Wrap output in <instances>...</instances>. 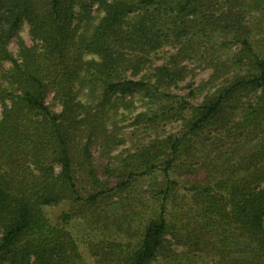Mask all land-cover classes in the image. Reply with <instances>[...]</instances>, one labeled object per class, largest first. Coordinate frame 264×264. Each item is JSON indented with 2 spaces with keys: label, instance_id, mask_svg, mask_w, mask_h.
<instances>
[{
  "label": "trees",
  "instance_id": "16d2710c",
  "mask_svg": "<svg viewBox=\"0 0 264 264\" xmlns=\"http://www.w3.org/2000/svg\"><path fill=\"white\" fill-rule=\"evenodd\" d=\"M0 104V264H264V0H0Z\"/></svg>",
  "mask_w": 264,
  "mask_h": 264
},
{
  "label": "rangeland",
  "instance_id": "374dc122",
  "mask_svg": "<svg viewBox=\"0 0 264 264\" xmlns=\"http://www.w3.org/2000/svg\"><path fill=\"white\" fill-rule=\"evenodd\" d=\"M22 34H23L26 42L28 44H32V40H31V38L28 35V27H27V25L25 26V29L22 32ZM11 48H12V50L16 51V49H17V43L15 41H12ZM196 73H197V75L193 79V82H194L195 85H197L198 82L201 79L208 78V76L210 74V70H208V69H202V68H197ZM189 79H187L186 82H183L181 84V89H178V93H180V94H186L189 91V88L186 87ZM57 109H60V107H58ZM1 111H2V108H1V104H0V115H1ZM124 147L125 146H120L119 150L122 149V148H124ZM60 210H61V208L58 207V208L49 209L48 211H49V213H52L53 215H56V214H58L60 212ZM74 225H75L76 230H78V231H82L83 230V224H82V220L80 218H77L75 220Z\"/></svg>",
  "mask_w": 264,
  "mask_h": 264
}]
</instances>
